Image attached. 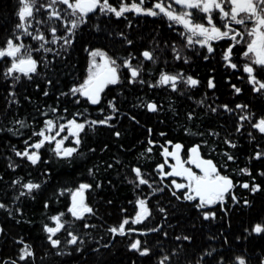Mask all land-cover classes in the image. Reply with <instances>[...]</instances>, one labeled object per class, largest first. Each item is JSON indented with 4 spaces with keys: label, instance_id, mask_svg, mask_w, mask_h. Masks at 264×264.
<instances>
[{
    "label": "trees",
    "instance_id": "1",
    "mask_svg": "<svg viewBox=\"0 0 264 264\" xmlns=\"http://www.w3.org/2000/svg\"><path fill=\"white\" fill-rule=\"evenodd\" d=\"M20 7L19 0H0V50L17 37ZM38 9L40 24L57 22ZM182 34L168 26L164 14L116 17L94 11L63 48L36 55L39 67L31 75L10 76L8 61L0 62V264H160L164 257L165 264H233L237 257L255 264L264 258V231H254L264 225V133L249 118L241 119L264 117V95L246 85L241 73L231 72L218 52L207 57ZM94 49L120 63L130 60L138 70L136 78L122 70L96 105L71 91L85 79ZM145 51L152 53L151 60L143 57ZM162 73L180 77L175 89L158 83ZM189 76L198 84L188 85ZM233 83L241 86L239 93ZM149 103L157 110L149 111ZM111 114L105 124L92 123ZM48 119L90 122L79 135L77 151L58 156L54 145L46 143L36 164L18 156L39 141L34 133ZM176 143L186 154L199 146L222 175L242 184L225 202L198 208L197 199H185V191L159 170L164 149ZM135 168L148 184L139 183ZM29 182L40 187L29 192L23 187ZM81 184L91 186L85 193L92 212L77 219L68 209L71 192ZM255 185L259 190L250 191ZM140 199L146 200L150 215L132 224ZM206 211L214 217L205 219ZM60 213L66 226L55 235L60 244L53 247L44 228L52 227L51 217ZM125 219L130 221L126 230L150 232L139 236L147 255L130 250L132 232L109 230ZM69 232L79 237L76 244L67 242ZM25 245L32 255L21 260Z\"/></svg>",
    "mask_w": 264,
    "mask_h": 264
},
{
    "label": "snow or ice",
    "instance_id": "2",
    "mask_svg": "<svg viewBox=\"0 0 264 264\" xmlns=\"http://www.w3.org/2000/svg\"><path fill=\"white\" fill-rule=\"evenodd\" d=\"M22 5L19 8L18 16L21 21L20 24L17 25L18 28L24 27V22L33 16L34 10L39 11V9L35 8L36 0H19ZM61 3L68 6L71 9L70 15L73 17H77V13L80 15L77 18L71 19L70 24L71 27L67 29L69 33L72 32V29L78 27L79 23H83V16L87 13L95 11L98 7L101 12L107 11L110 13H114L116 17H121L125 12L135 11L137 14H147L156 16L161 13L166 15L170 20L177 21L184 25L186 29L191 32L192 36L199 35L203 37L202 40H196V43L201 45L208 44L210 40H218L229 37L230 32H234L235 30L231 27V23L234 22L237 25H244L247 21H251L253 23V27L250 30H247V35L250 37H254L251 42L247 44V51L243 53L245 57H248L249 54H253L252 64L264 67V0H173L175 4L183 5L189 9H198L203 13H207V23L210 27H206L204 24H194L191 19L188 17L191 16L190 12H181L179 15L174 14L173 11H170L171 5L165 6L163 2H157L154 5V9H158L159 11H155L152 8L145 9L142 7L144 0H140V3L133 2L132 4L121 3L119 8L113 7L109 4L108 0H75L74 3H70V0H60ZM52 3H56V0H52ZM229 7V10L226 11L225 7ZM51 7V5H48ZM219 10L221 20H228L229 23H224L222 25L223 28L227 29L226 31H221L220 27H217L213 23V17L211 13L213 10ZM51 16L59 17V12L53 11L50 13ZM53 34H55L56 29H51ZM31 34V33H29ZM237 35H242L241 33H236L232 35L230 38L237 43ZM34 39L44 40L43 35H39L34 37ZM189 43H192V37H188ZM65 43H69L68 40H65ZM131 43V41H128ZM23 44H14L12 39L7 40V49L0 50V57L11 56L15 57L17 53L20 52L21 48H23ZM41 48H43V44H41ZM208 51L212 52L213 49L209 45ZM231 47L227 50L224 55V59L230 62L231 55ZM92 57V61L89 65L88 77L78 88L71 89L73 94L79 93L80 95L86 97L90 103L98 104L100 102V93L103 91L104 87L108 84H116L118 82V65H116V61L107 56L105 52L100 50L92 51L90 53ZM143 57L145 59L151 60L152 53L145 51L143 52ZM96 57H100L104 62L102 64L96 63ZM179 58V56H177ZM37 61L34 60L29 53L26 58L19 59L17 63L15 60L12 63V67L8 70L11 73L14 69L18 70L25 75L28 73H33L36 71ZM124 66L131 69V76L136 78L138 76V70L131 67L129 61L124 62ZM232 68H236V64L230 65ZM244 72L249 74V81L254 84H259V88L255 89L256 91L264 90V82H260L256 79L254 73V68L251 64H245L243 66ZM180 79L179 76L169 75L167 73H162L160 76L159 84H168L170 81L172 82L171 86L173 89L176 88V81ZM190 86H195L198 84L196 79H193L191 76L187 77L185 81ZM212 81H209V87H213ZM235 87V86H233ZM237 93L240 92L239 88H235ZM46 94V93H45ZM227 108V106H224ZM238 108L247 107L246 105H237ZM114 108V106H113ZM149 111H156L157 105L155 103H149L147 105ZM107 119H111V117L106 118V120L101 121H92L93 124L107 123ZM241 119H247V117L242 116ZM22 123V122H21ZM46 127L51 130L52 127H55L52 120H47ZM68 124L71 126L72 135L78 137L80 131H82L85 127L83 123H77L75 119L70 120ZM259 132L264 133V118H261L258 123L253 125ZM61 131L64 129V125H60ZM34 135H38L43 137V139L39 140V142L30 145V147L39 150L45 142H52L55 140L54 136H46L44 131L41 130L39 133H34ZM56 135H59L57 132ZM119 135V133H117ZM67 139L64 137L63 139L56 141V154L58 156L63 157H71L73 153L77 151L75 147H67L62 148L63 141ZM27 145V142H25ZM75 143L79 145L80 140L77 138ZM151 143V141H150ZM171 143V142H169ZM235 147V145H232ZM175 149L177 151L169 153L165 148V155L174 156L176 158L177 166L173 167V171L170 173H165V175H175V176H185L188 180V184H176V188H185L187 187L188 192L185 193L184 198L187 200H195L199 199L198 208H203L206 205H212L217 203L218 201L223 203L224 197L226 193H229L230 190L234 187L233 181L227 177L221 175L216 165L213 164L211 160H201L199 157L198 147L192 148L190 151L193 153V157L191 158V162L196 165L197 168L201 170L203 175H197L189 168H184L183 163L180 161L178 150L182 147L180 144H176ZM151 151V149H149ZM18 156H24L28 160H30L33 164H36L40 159L38 151H33L31 153L28 152L27 148L23 153L17 152ZM261 154L257 153V158H259ZM228 159H233L232 156H228ZM164 165H160L159 168L162 170ZM242 172H247V169H242ZM134 172L136 173L137 178L139 179L140 184H148V181L142 178L141 170L139 168H135ZM250 174V173H249ZM264 175V173H262ZM175 183V181H173ZM151 186V185H149ZM244 188H249V184L245 183L242 185ZM29 192L33 189H37L40 187L38 184L27 183L23 185ZM91 186L88 184H81L79 188L72 193V206L68 209L69 213L77 219H81L84 217L86 213H91L92 209L87 206L84 201V191ZM259 190V185H255L250 188V191L256 192ZM189 193H194L189 194ZM23 194V193H22ZM175 194V193H174ZM235 200L236 198L233 197ZM139 211H137L135 217L131 220L132 224L142 223L149 215L150 210L147 207L146 200H138L137 201ZM47 206V205H46ZM0 207H4L3 204H0ZM163 211V209H161ZM64 213H60L57 216L51 217L52 221H55V227H49L45 225L44 230L49 233L48 236L49 241L53 245V247L58 246L60 244L59 239H53V236L56 235L61 229L65 227V225L61 222V217ZM214 213H204V218L208 219L209 216L214 217ZM129 220H123L118 227H112L109 230L113 234L125 235V226L129 224ZM129 231H133L129 229ZM152 231H156V229H152ZM254 231L260 233L264 231V227L260 224H257L254 228ZM70 240L67 242L70 244H76L78 242V237L69 232ZM184 239H188V237H184ZM132 249L140 251L141 255H147L149 249L144 247L141 250V241L139 239L135 240L130 244ZM23 255H21L20 259L23 260L25 256H30L32 253L28 250V245L24 246L22 249ZM209 255L211 253H208ZM164 260H167V257H164ZM164 260L160 261V264H164ZM239 264H245L243 258L237 257Z\"/></svg>",
    "mask_w": 264,
    "mask_h": 264
},
{
    "label": "rangeland",
    "instance_id": "3",
    "mask_svg": "<svg viewBox=\"0 0 264 264\" xmlns=\"http://www.w3.org/2000/svg\"><path fill=\"white\" fill-rule=\"evenodd\" d=\"M75 0H70V3H74ZM109 2V1H108ZM101 3H103V0H101ZM109 4H111L109 2ZM48 5H51V7H48ZM112 5V4H111ZM22 6V5H21ZM113 6V5H112ZM41 7L42 9H44V11H48V10H51V12L53 11H56V12H59V17H55L57 22H53L52 25L48 24L47 22H44L43 24H40V22L36 19V11L34 10V13H33V16L31 18H28L25 22H24V27L23 28H19V31H18V34H17V37L12 39L14 44H23L24 47L21 48L20 52L16 54L15 57H11V56H4L3 57V60H0V62L2 61L4 63V61L6 60H10V62H8V68H7V73L10 75V76H15V75H25L24 73L18 71V70H13L11 73H9V69L12 67V63L13 61L15 60L17 63L19 62V59L21 58H26L27 55L30 53L32 58H34L36 61H37V66H36V71L38 70V67H39V61L36 57L37 54H39L40 56H46L47 54L49 53H54V51H58L60 50L61 48L64 47V45H66L65 43V40H68V37H71L72 33H73V30H75L76 28L72 29V32L69 33L67 31L68 28L71 27V24H70V20L71 19H74V18H77L80 14L77 13V17H73L70 15L71 13V9L68 8L67 5L63 4L60 2V0H56V3H52V0H36V3H35V8H39ZM113 7H116V6H113ZM117 9L119 8L118 6L116 7ZM95 11H99V7L95 10ZM49 12V11H48ZM106 14H110V12H107V11H104ZM50 13V12H49ZM91 13V12H90ZM90 13H87L86 15L83 16V20L85 21L87 19V16L90 14ZM114 14V13H113ZM81 23L78 24V26L80 25ZM55 28L56 29V32L55 34H53V32L51 31V29ZM184 33L182 34L185 35L186 39H187V43L190 45V44H193L196 40V35L195 36H192L191 32H189V30H186V28L184 29ZM31 33V34H29ZM39 35H43L44 36V40H39V39H34V37L36 36H39ZM191 36L192 37V43H189V40H188V37ZM41 44H43V48H41ZM7 49V45L5 48L1 49V50H6ZM96 50H100L102 52H105L107 54L108 57H110L111 59L115 60L114 58H112L106 51L104 50H101V49H94V50H91L89 52V63H88V67H87V71H86V77L85 79L83 80V82L87 79L88 77V70H89V65L92 61V57L90 55V53L92 51H96ZM6 58V59H5ZM96 63L97 64H102L104 61L100 58V57H96ZM116 61V65H118V73H119V79L120 80V77H121V72L122 70H124L125 68H127L130 72H131V69L128 68V67H125L124 66V62L123 63H120L118 62L117 60ZM130 62L131 64V61L130 60H127ZM131 67H132V64H131ZM133 68V67H132ZM35 71V72H36ZM34 73V72H33ZM32 73H28L27 75L25 76H29L31 75ZM170 75V74H169ZM80 83L79 85L73 87V88H78L81 84ZM177 82V81H176ZM168 84H172V82L170 81ZM73 94V93H72ZM73 95H77L79 97H84L82 95H80L79 93H76V94H73ZM110 117H112V114L109 115ZM247 118H249V122H252L253 125L255 123H258L259 120L261 118H264V117H260V118H253L252 115H248ZM48 120H52L55 127H52L51 130H49L47 127H46V124L45 126L43 127V131L45 133L46 136H54L55 137V140H53L52 142H45L44 144L46 143H52L54 145V150L56 149V141H59L61 139H63L64 137H67V139H65L63 141V147L62 148H67V147H75V141L76 139L78 138L79 139V135L82 131L79 132L78 134V137L75 136V135H72V131L70 130L71 129V126L68 124V122L70 120H73V119H70L66 122H57L55 121L54 119H48ZM77 121V123H83L86 127V125H88V123H90L89 121H79L77 119H75ZM60 125H64V129L63 131H61L60 129ZM84 127V128H85ZM255 128V127H254ZM41 132V131H40ZM57 132H59V135H56ZM43 139V137H40L39 140ZM39 142V141H38ZM37 143V142H36ZM173 146V145H172ZM172 146H171V149H172ZM42 148V147H41ZM40 148V149H41ZM40 149L39 150H36L32 147H28L27 150L29 153L33 152V151H38V154H39V157H40ZM219 173H221L219 171ZM222 174V173H221ZM182 180H178V183H181ZM241 185L242 183L241 182H235V187L237 185ZM187 189H185L184 191H186ZM75 190H73L71 192V198H72V193L74 192ZM228 195L224 197V201H226ZM141 200V199H140ZM144 200V199H143ZM86 203V201H85ZM219 201L215 204H218ZM87 204V203H86ZM213 205V204H212ZM71 206H72V203H71ZM70 206V207H71ZM88 207H90L88 204H87ZM209 205H206L205 207H208ZM148 207V205H147ZM92 209V207H90ZM149 208V207H148ZM208 209V208H206ZM137 211H139V207H138V204H137ZM136 213V212H135ZM205 213H208V211H206ZM74 217V216H72ZM76 218V217H75ZM61 222L65 225L66 223L64 222V220L62 219L61 217ZM66 226V225H65ZM262 227H264V225H261ZM52 227H55V221H54V225ZM65 228V227H64ZM63 228V229H64ZM63 229H61L60 231H62ZM59 231V232H60ZM263 232V231H262ZM73 235H76L74 232H71ZM257 233V232H256ZM261 233V232H260ZM57 234V233H56ZM259 234V233H257ZM77 236V235H76ZM78 237V236H77ZM54 239H56L55 236H53ZM71 237L69 236L68 237V240H70ZM133 239V240H132ZM132 242H134L136 239L132 238ZM78 241H79V237H78ZM70 244V243H69ZM142 244V242H141ZM245 261V260H244ZM165 264V263H164ZM245 264H247L245 262Z\"/></svg>",
    "mask_w": 264,
    "mask_h": 264
},
{
    "label": "flooded vegetation",
    "instance_id": "4",
    "mask_svg": "<svg viewBox=\"0 0 264 264\" xmlns=\"http://www.w3.org/2000/svg\"><path fill=\"white\" fill-rule=\"evenodd\" d=\"M108 1L113 6H116V7L117 6L119 7L121 3L129 4V5L132 4L133 2L140 3V0H108ZM114 2H115V4H114ZM157 2H163L166 7H167V5L170 4L171 5V8L169 10L170 11H173L174 14H177V15H179L181 12H190L191 13V16L188 17V18L191 19V21L194 24H204L206 27H210V25H208V23H207V16H208L207 13H203V12L199 11L198 9H189V8H186L183 5L175 4L173 2V0H144V3L142 5V7L145 8V9L152 8L155 11H159L158 9H154V5ZM225 10L228 11L229 10V7L226 6L225 7ZM48 11L51 13V10H48ZM128 13H135L136 15H142V16L143 15L144 16L147 15V14H137L135 11H128V12H125L122 16L124 17ZM161 14H163V13H161ZM211 15L213 17V23L217 27H220L221 28V31H226L227 29L223 28L222 25L224 23H229V21L228 20H221L219 10L218 9L217 10H213V12L211 13ZM147 16H150V17L153 18V17H157L158 15H156V16L147 15ZM167 21H168V26L169 27H171V28H177V29L180 28V29L183 30V33H184L185 27H184L183 24H181V23H179L177 21H174V20H170L168 17H167ZM231 27L235 31L234 32H230L229 37L223 38V39H218V40H210L208 42V44H204V45H201L199 43H196V45H199L200 48L205 51V54H206L207 57L210 56V55H212V54L214 55L215 53L218 52L220 58L222 60H224L227 65L230 66L231 64H236L237 65L236 68H232L230 66V71L231 72H236V73H241V79L244 80V82L246 83V85H248L251 88H254V91L255 92L262 93L264 95V90H261V91H256L255 90V89L259 88V84L251 83L249 81V74L246 73V72H244V70H243V66L245 64H251L252 67L254 68V73L253 74L256 76V79L258 81H260V82H264V67H261V66L252 64L253 54L250 53L248 57H245L243 55V53L245 51H247V44L249 42H251V40L254 38V37H250V36L247 35V30H250L253 27V23L251 21H247L246 24H244V25H237L234 22H232L231 23ZM186 30H188V29H186ZM236 33H241L242 34V35H237V38L236 39H237V41H239L238 43L236 41H233L230 38L232 35H235ZM198 39L199 40H202L203 37H201L199 35H196V40H198ZM209 45L213 49L212 52H209L208 51V46ZM229 47H231V49H232L231 55H230V62L229 61H226L224 59V55L227 52V50L229 49ZM0 60H3V57H0ZM7 61L10 62V60H7ZM233 86H235V87H233ZM232 87L233 88H241V86H238L237 83H233L232 84ZM167 147H169L171 149V146H167ZM181 155H182V159L184 161H187L189 159V157H190V154L189 153L186 154V152L184 151V147H183V150L181 152ZM164 162L165 163L160 164V165H164L163 169L161 170L162 176L163 177H170V176H167V175H164V174L165 173H168L171 170V165L174 163V160L173 159H170V158H165L164 157ZM188 166L189 167H193L195 169V166L191 165L190 163H188ZM197 174L198 175H203V173L200 170L197 172ZM170 178H173V177H170ZM178 180H182V182L181 183H178ZM173 181H175V183H174L175 185L176 184H184V185H187L188 184V180L185 177L173 178ZM179 189L180 190H185V189H187V187H185V188H179ZM186 192H188V189L185 191V193ZM189 194H193L194 195V193H189ZM225 196H227V195H225ZM197 200L199 201L198 198H197ZM136 213H135V215H136ZM135 215H134V217H135ZM132 230L133 231H129V230H126V228H125V235H128L129 233L132 232V235H133L132 237L134 239H136V240L139 239L140 241H141V239H140L139 236L141 234H148V233H150L149 231L148 232L145 231V230L142 231L140 229L139 230L138 229H132ZM129 248H130V250H135V249H132L130 246H129ZM141 250H142V244H141ZM245 262L247 264H250V263H248L247 260H245ZM166 264H170V263L167 262ZM233 264H239V261L236 259L233 262ZM255 264H264V258L262 260H260V261H256Z\"/></svg>",
    "mask_w": 264,
    "mask_h": 264
},
{
    "label": "water",
    "instance_id": "5",
    "mask_svg": "<svg viewBox=\"0 0 264 264\" xmlns=\"http://www.w3.org/2000/svg\"><path fill=\"white\" fill-rule=\"evenodd\" d=\"M118 79H119V73H118ZM108 85H109V84H108ZM108 85H106V86L104 87L103 91L107 88ZM103 91H102V92H103ZM102 92L100 93V100H101V97H102ZM91 104H92V103H91ZM93 105H96V104H93ZM176 144H180V145L182 146V147L178 150V155H179L180 161L183 163V167H184V168H189V169H191L193 172H195V173L197 174V172H198L200 169L197 168L196 165L193 164V163L191 162V158L193 157L194 154L191 153V151H190L192 148L197 147V146H193V147H191V148L189 149L190 157H189V159H188L187 161H184V160L182 159V155H181V152H182V150H183V144H182V143H176ZM176 144H174V145L172 146V149H170L169 147H166V149L168 150L169 153L177 151V150L175 149V147H174ZM62 147H63V146H62ZM198 152H199V157H200L201 160H211V159H209V158H205L204 156H202L199 147H198ZM164 155H165V153H164ZM165 158H170V159H173V160H174V163L171 165V170L168 172V173H170V172L173 171V167H174V166H177L176 158H175L174 156H169V155H165ZM211 161L213 162V160H211ZM188 163H190L191 165L195 166V169H194L193 167H189V166H188ZM213 164H214V162H213ZM216 168H217V166H216ZM159 170H161V169L159 168ZM217 170H218V168H217ZM200 171H201V170H200ZM164 175H165V174H164ZM197 175H198V174H197ZM221 175H222V174H221ZM167 176H170V177H173V178L185 177V176H175V175H167ZM223 176H225V175H223ZM227 177H229V178L233 181V179H232L230 176H227ZM185 178H186V177H185ZM233 184H234V181H233ZM77 189H78V188H77ZM77 189H75V191H76ZM232 190H233V188L230 190L229 193H231ZM229 193H226L225 195H228ZM84 201H86V193H85V191H84Z\"/></svg>",
    "mask_w": 264,
    "mask_h": 264
}]
</instances>
